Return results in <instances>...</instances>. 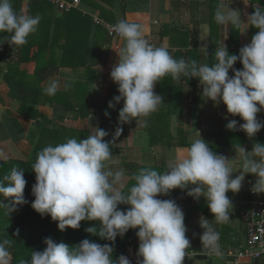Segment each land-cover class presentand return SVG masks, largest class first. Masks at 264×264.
Masks as SVG:
<instances>
[{
    "label": "clouds",
    "instance_id": "clouds-1",
    "mask_svg": "<svg viewBox=\"0 0 264 264\" xmlns=\"http://www.w3.org/2000/svg\"><path fill=\"white\" fill-rule=\"evenodd\" d=\"M230 3L231 0H221L214 13L215 22L236 28L243 25L244 32L254 27L258 32L238 55L229 54L223 41L216 47V62L211 66L175 59L166 46L150 43L138 23L119 20L114 25L123 46L116 51L119 60L110 73L111 80L118 85L119 95L108 106L114 108L123 101L118 115L120 124L135 120L137 125L146 126V118L164 104L163 97L155 93V86L170 76L177 83L185 81L184 78L198 79L202 99L213 104L223 103L229 115L244 121L239 129L236 120L229 121L228 130H240L252 138L264 129V122L257 119V114L264 110V7L257 0L247 23H243L241 12L232 10ZM39 23V16L18 14L12 0H0V33L11 34L8 43L14 48L26 45L28 38L37 32ZM200 33L199 39L204 41L208 37L207 25L200 26ZM201 50L207 53L206 46ZM238 61L242 64L241 70L234 68ZM59 87V82L52 80L44 92L55 96ZM90 129L91 134L86 138H69L38 152L32 166L35 183L31 189L34 197L31 207L42 218L50 216L61 232L69 228L78 230L84 221L99 222L98 229L92 227L87 231L110 243L84 239L78 246L69 247L48 237L44 240L45 249L32 251L30 260L22 264H132L123 254L113 259L117 237L123 238L130 229L136 230L139 240L137 264H183L185 256L190 257L184 212L175 200L158 197L168 196L175 189H187V196L195 200L205 198L216 223L226 224L230 222L233 208L226 194L238 193L245 175L256 177L251 191L264 194V144H254L251 153L240 147L241 171L234 176L237 171L231 166L233 159L216 154L199 135L189 147L180 150L182 155L169 161L167 171L142 168L132 177L135 183L125 191L124 170L112 171L109 167L114 157L112 144L105 141L109 133L91 125ZM121 132L122 128L117 127L113 143ZM4 181H0V197H3L0 207L9 216L27 203L24 197L27 181L24 171L17 168ZM120 205L128 207L122 210ZM206 221L201 223L203 249L209 255L220 257L219 233ZM7 243V240L0 241V264H10Z\"/></svg>",
    "mask_w": 264,
    "mask_h": 264
},
{
    "label": "crops",
    "instance_id": "crops-1",
    "mask_svg": "<svg viewBox=\"0 0 264 264\" xmlns=\"http://www.w3.org/2000/svg\"><path fill=\"white\" fill-rule=\"evenodd\" d=\"M244 2L231 0L229 7L240 11L241 21L247 23V16L253 13L257 0ZM34 3L21 0V14L40 17L37 32L30 36L31 55L38 50V41L47 47L40 62L48 72L43 74L45 78L40 86L46 88L52 80L58 81L57 92L68 94L69 101H53L54 97L49 100L43 96L33 108L51 121L44 123V127L58 130L60 135H69L68 139L86 138L91 134L90 125L107 131L109 135L105 141L112 144L114 156L109 167L124 170L125 191L135 183L132 177L142 168L151 167L160 173L167 171L169 161L182 155L180 150L189 147L199 135L216 154L233 159L231 166L234 172L237 171L234 176L241 171L240 147L251 153L254 144H264V129L252 138L243 131L228 130L229 121L236 120L237 129L244 121L229 115L223 103L213 104L202 99V86L196 78H184L185 81L177 83L166 76L157 83L154 91L163 97L164 104L146 118V126L137 125L135 120L119 123L123 101L114 108L108 106L119 95L118 85L111 80L110 73L118 63L116 51L123 46V41L111 38L103 27L96 26V18L109 25H115L119 20L138 23L149 41L156 46H166L175 59L195 60L210 66L209 52L216 51L223 41L229 54L238 55L258 32L254 27L244 32L243 25L240 28L218 25L214 13L221 0H80V6L70 13H63L53 5L46 9L34 7ZM259 6L264 7V0H259ZM201 25H207L208 37L204 41L199 39ZM205 46L207 53L201 50ZM234 68L241 70L242 64L238 61ZM7 70V63L0 62V151L10 148L27 159L39 140L40 130L34 125L38 122L32 120L34 113L30 118L21 115V102L11 96L5 79ZM36 70L37 62L20 65V72L30 79H34ZM232 74L230 71L229 75ZM13 118L19 121L23 134L16 129ZM257 119L264 122V110L257 114ZM117 127H121L122 132L113 143ZM255 181L254 175H245L241 190L226 194L233 205L230 222L226 224L216 223L205 198L195 200L187 196V189H175L168 196L158 197L175 200L184 212L186 236L192 251L188 252L190 257L185 256L183 264H215L214 261L220 260L223 264H234L228 254L246 246L248 223L245 214L250 203L264 201V194L251 191ZM205 219L219 233L220 257L209 255L203 249L200 237L203 233L201 223H205ZM128 252L136 254L133 247ZM204 256L206 260L201 258ZM247 263L264 264V257Z\"/></svg>",
    "mask_w": 264,
    "mask_h": 264
},
{
    "label": "trees",
    "instance_id": "trees-1",
    "mask_svg": "<svg viewBox=\"0 0 264 264\" xmlns=\"http://www.w3.org/2000/svg\"><path fill=\"white\" fill-rule=\"evenodd\" d=\"M15 11L21 14V0H12ZM38 6L42 9L50 8L51 4L35 2L34 7ZM11 34L0 33V62H5L8 65L6 73V82L10 87V94L14 99L21 102V115L30 118V114L34 113L35 118L32 119L34 125L39 126L40 136L36 143L32 155L25 159L21 156L2 155L0 151V181H4V177L10 174L13 168L24 171V178L27 181L24 197L27 203L18 208V210L9 216L4 207H0V241L7 240L6 247L10 252V264H22L24 261H29L32 251H43L46 247L44 244L45 238L51 237L55 242H63L69 247L78 246L84 239H89L99 244L110 243L102 240L98 235H94L87 231V229L95 227L99 228V222L84 221L78 230L66 229L61 232L58 230L57 223L52 221L50 216L41 217L36 213L31 203L34 201L31 189L35 183V173L32 171V166L37 159V154L44 147L63 143L68 139V136L60 135V131L49 130L44 123L51 122L45 116L39 115L33 108L39 99L47 96L53 101L68 102V94L57 92L55 96H49L44 92V88L40 85L47 75V67L43 65L40 60L47 51L44 44L38 41V50L31 55L33 46L31 45V38H28V43L22 47L14 48L8 43ZM215 51L209 52L210 66L215 61ZM37 62V70L34 79L28 78V75L20 72V65L23 63ZM68 105V104H67ZM42 119V120H39ZM13 123L20 134H23L22 127L16 118H13ZM58 131V135H57ZM3 157H6L3 158ZM7 183V181H4ZM3 199V197H0ZM7 203V201H4ZM120 209L126 210L127 205H120ZM138 238L136 230H129L123 238L117 237L114 246L113 259L116 260L122 254L128 252V249L133 247L136 254L138 252ZM192 249H188L191 252Z\"/></svg>",
    "mask_w": 264,
    "mask_h": 264
},
{
    "label": "built area",
    "instance_id": "built-area-1",
    "mask_svg": "<svg viewBox=\"0 0 264 264\" xmlns=\"http://www.w3.org/2000/svg\"><path fill=\"white\" fill-rule=\"evenodd\" d=\"M32 2H40L51 4L63 13H70L72 10L80 6V0H30ZM95 25L103 27L108 35L114 39H121L114 32V25L106 24L101 19H95ZM153 45L156 44L150 41ZM245 220L248 223L247 242L243 250L235 252L230 251L228 256L234 261V264H242L243 261L252 263L264 257V201L254 200L250 203V208L245 214ZM127 256L132 264H137V254L127 252L123 254ZM246 262V264H248Z\"/></svg>",
    "mask_w": 264,
    "mask_h": 264
},
{
    "label": "rangeland",
    "instance_id": "rangeland-1",
    "mask_svg": "<svg viewBox=\"0 0 264 264\" xmlns=\"http://www.w3.org/2000/svg\"><path fill=\"white\" fill-rule=\"evenodd\" d=\"M8 147H9V146H8ZM1 153H2V155H12V156L15 155V156H20V155H17V153H16L14 150H11L10 148H8V150H7V148H6V151H2ZM111 170H112V171H116L117 169L115 170V168H111ZM194 259H195V258H194ZM262 259H263V258H262ZM210 260H211V259H209L208 261H210ZM214 260H216V259H214ZM214 263H215V264H223V262H221V260H220V262H219V261H217V262L214 261Z\"/></svg>",
    "mask_w": 264,
    "mask_h": 264
},
{
    "label": "water",
    "instance_id": "water-1",
    "mask_svg": "<svg viewBox=\"0 0 264 264\" xmlns=\"http://www.w3.org/2000/svg\"><path fill=\"white\" fill-rule=\"evenodd\" d=\"M201 258H203L204 260H206V259H207V257H206V256H204V257H201Z\"/></svg>",
    "mask_w": 264,
    "mask_h": 264
}]
</instances>
